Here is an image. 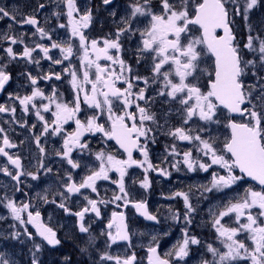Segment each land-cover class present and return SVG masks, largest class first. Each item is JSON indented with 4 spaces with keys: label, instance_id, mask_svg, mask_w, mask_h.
<instances>
[{
    "label": "snow or ice",
    "instance_id": "snow-or-ice-1",
    "mask_svg": "<svg viewBox=\"0 0 264 264\" xmlns=\"http://www.w3.org/2000/svg\"><path fill=\"white\" fill-rule=\"evenodd\" d=\"M62 2L66 11L53 12L57 18L66 16L67 22L60 23L58 27L67 30L68 39L61 41L52 40L49 33L39 26L35 16L18 20L17 13L10 12L6 6H0V17L9 19L12 24L31 25L41 38L52 40L50 45L36 43L35 47H28L25 34L10 35L4 32L0 34V41L9 42L4 52L10 61L25 60L29 64L39 65L40 60L33 56L39 50L43 54L42 58L50 61L52 65L69 62L62 68V72L50 69L42 76L25 73L31 92L23 96L9 93V99L18 101L22 112H33L39 122V125L32 124L29 130L40 127L39 133H33V136L41 157L47 155L42 138L60 137L62 140L55 155L65 161L69 168L65 169L63 176L57 174L63 190L54 195H59L60 202L57 204L56 200L49 201L47 194H38V198L44 203L57 204L65 213L77 217L79 232L87 236L86 246L80 248L82 253L94 246L96 239L90 231V224L85 222V217L93 213L100 218L101 204L113 203L119 208L121 205L117 202L123 201L124 207L131 204L147 220H157L156 216L148 212L145 202L130 198L124 178L132 166L144 168L145 176L140 184L147 190L150 187L147 175L149 170L157 171L163 176L169 175L166 169L150 162L148 153L149 134L154 131L149 123L156 124L158 128L167 124V121L165 125L157 123V114L150 110L149 101L167 97L165 103L179 105L177 112L181 117L180 126L169 128L164 133L173 141L170 147L166 146L167 155L182 156V161L177 160L170 167L179 170V164L183 163L189 172L197 168L208 172L216 166L221 171H212L209 184L201 186L204 192L231 189L244 177L258 182L262 189L257 191L246 188L243 194L222 202L218 211L210 210L211 227L220 246L207 244L206 252L211 258L202 257L200 264H264V76L259 75L264 71V35H261L264 26L254 30L250 23V13L258 5V0H159L158 9L153 8L151 0H130L128 12L120 21L124 26L117 27L114 37L110 34L102 39H89L85 34V29L90 27L93 20L90 8L81 12L76 0ZM102 2L109 5L112 0ZM44 7V4L39 5L40 9ZM112 15L115 16V12ZM237 16L243 19L248 32L242 45L234 34L233 25ZM141 17L148 20L147 25L142 29L134 28L135 23L141 22ZM191 26H198L199 35L193 34ZM218 29L222 30V35L217 32ZM253 31L256 32L255 35L252 34ZM135 32L140 37L136 49V63L139 65L142 61L150 60L151 76L134 73L132 65L120 55L123 50L121 37ZM18 44L24 45L21 52H16L11 46ZM52 49L59 50V57L51 54ZM205 56L213 60L211 68L201 67ZM249 56L251 58H247ZM73 57L78 58L79 68L73 64ZM7 68L8 64H0V91L4 90L12 78ZM249 73L256 83H246L244 78ZM65 75L70 77L68 82L74 93L70 102H65L55 87L48 95L38 86L40 80L50 81L54 78L59 81ZM205 75L207 80L202 82ZM140 82H143L144 87L136 91ZM150 84L159 85L153 97L146 96ZM37 100L41 103L37 104ZM139 101H144L145 104L142 106ZM82 105L92 110V114L84 119L78 115L82 111ZM221 109L238 115L240 119L236 120L231 115L227 118L225 127L229 134L223 141L210 134L205 138L203 134L208 132L207 126L220 123L218 112ZM15 112V107L0 103V113L14 115ZM45 113H50V117L45 116ZM102 118L103 123L100 122ZM197 120L202 122L197 128L189 126ZM69 121L75 124L72 131L65 128ZM0 134H3L0 137V156L7 160V164L0 167V172L16 182L15 191L22 190L19 185L23 176L37 180L40 171L45 174L52 173L53 169L46 167L42 159L36 172L27 171L22 157L8 151L17 145L2 127ZM86 134H99L102 142L115 141L127 159H118L111 151L103 148L94 152ZM176 141L187 142L192 147L180 152ZM151 142H156L154 136L151 137ZM134 150L140 152L143 160L133 158ZM77 152L93 155L98 162V167L89 168L88 174L82 176L79 182L73 177V171L82 167L81 161L76 158ZM193 152L199 155L194 157ZM12 169L15 170L14 173ZM110 172L118 173L119 178L111 180ZM101 180H111L117 186L118 191L113 192L111 200L83 195L82 190L87 189L99 196L97 181ZM74 195H83L86 204L80 211L73 213L65 201ZM175 197L183 198V219L186 224H191V214L195 209L189 195L176 192L172 198ZM0 204L18 222L12 227L22 229L23 235L32 242L31 264H40L38 254L43 250L42 243L35 240L36 236L52 247L61 243L56 230L41 220L40 211L29 210L33 207L31 202L17 204L4 195L0 197ZM23 214H26V219ZM225 218H228L227 221ZM172 219L178 221L180 215L175 213ZM28 225L35 228V233L29 231ZM106 228L107 231H102L101 234L106 236L108 248L121 241H130L131 234L123 212L113 211ZM182 233V241H178L163 256L158 254L157 247L150 244L147 248L148 264H187L185 258L189 257L190 245H199L201 241L190 236L187 228H183ZM20 236V231L11 233L12 239H19ZM152 242L158 243L156 236L152 237ZM106 261L112 264H137V256L134 252L131 255L114 256L104 251L97 264H104ZM0 264L14 262L0 252Z\"/></svg>",
    "mask_w": 264,
    "mask_h": 264
},
{
    "label": "flooded vegetation",
    "instance_id": "flooded-vegetation-1",
    "mask_svg": "<svg viewBox=\"0 0 264 264\" xmlns=\"http://www.w3.org/2000/svg\"><path fill=\"white\" fill-rule=\"evenodd\" d=\"M77 2L86 1L88 3L87 9L92 10L93 20L90 24L88 29H85V34L89 39H102L108 35H112L114 37L117 27H123L124 25L120 23L121 18L124 17L128 11L125 10H116V11H108V5H104L102 0H76ZM114 0H112L113 2ZM112 2L110 4H112ZM154 9L158 8L159 0H151ZM122 3H130L127 0H122ZM40 4H44L45 7L43 9L39 8ZM109 4V5H110ZM0 6H6L7 9L12 13H17V19H21L22 17L27 16H35V18L39 22V26L43 27L49 35L52 37V40L61 41L66 40V36L68 34L66 29L59 28L58 25L60 23H66V16L61 15L59 18L53 15V12H65L61 3H57L56 0H0ZM230 7V6H229ZM115 12V16L112 13ZM141 22L135 23L133 26L134 28L142 29L147 25L148 20L141 17L139 18ZM12 22L7 18L0 17V34L4 32H8L10 35H20L25 34L24 39L25 43L28 47H35L36 43L50 45L52 40L47 38H41L36 30L31 25H23L21 26L19 23L12 24V27L9 28V25ZM193 29H198L197 26H191ZM234 34L236 35L237 40L239 41V33L237 31L236 25H233ZM220 35L222 32L220 30L217 31ZM122 42V52L120 55L122 58L129 64L132 65L133 72L138 73L141 76H151V62L150 60L142 61L141 64L137 65L136 63V49L137 45L140 43L139 33H128L125 36L121 37ZM78 45V41H77ZM9 46V42L7 41H0V64H8L7 71L11 74V80L8 84L5 85L4 90L0 91V103L5 104L8 107H15L16 112L13 115L12 113H0V127L5 129V133L10 137V139L17 145L16 148L8 149L10 153L18 154L22 157V163L27 171L36 172L37 168L39 167V162L42 159L43 163L46 167L50 164L51 159H53L52 154L48 147H60L62 140L60 137H47L42 138V143L46 147L47 155L41 157L39 150L36 147L33 133L38 134L40 131V127L38 126L36 129L29 130L31 125L36 123L39 125V122L36 120L35 115L33 112H29L25 114L21 111V107L18 101L10 100L9 93L12 94H19L21 96L25 94H29L31 92V85L28 82L26 75L27 72H30L33 76H42L49 72L51 69L54 72H62V68L68 65V61L64 62V65H52L50 61L45 60L42 58L43 54L37 50L33 53V56L36 59L40 60V64H29L25 60H13L7 57V54L4 52V48ZM16 52H21L23 50L24 45H11ZM114 52V50H113ZM51 54L54 57H59V50L52 49ZM73 64L79 68V60L76 57L72 58ZM101 63H107L105 61H101ZM213 66V60H212ZM117 70H119L118 66ZM70 77L63 76L61 80H55L54 78L50 81L40 80L38 82V86L45 91L46 94L50 95L52 92L53 87H55L59 93L62 94V98L65 102H70L73 100V90L69 84ZM140 87H144L143 82H140L135 89L139 91ZM159 85L150 84L148 87V91H156ZM148 96V95H146ZM162 98L167 97H158L154 104L148 105L152 112L157 114V123L159 125H165V121L167 124L164 127L158 128L156 124L149 123V126L154 129L152 133L149 134V142H148V151H150V155H152L151 159H153L154 150H158V144L151 142V137L154 136V132L158 130L168 129L170 125L172 126L176 121L174 119V112H169V103H165ZM37 104L41 103V101L37 100ZM43 103H47V101H43ZM139 103L143 106L145 104L144 101H139ZM174 103H172V106ZM133 111L135 108L133 107ZM225 111V110H224ZM227 112V111H226ZM167 113V115H165ZM92 110L88 109L86 105H82V111L78 115L81 119H84L86 116L91 115ZM45 116L50 117V113H45ZM230 115H228L229 117ZM234 119H238V117H232ZM26 122V123H25ZM101 123L104 122L102 118ZM25 123L24 127H21V124ZM177 123V122H176ZM227 124V121H226ZM178 125V123H177ZM67 131H72L75 128V124L72 121H69L67 125H65ZM229 132V131H228ZM3 134H0L2 137ZM87 141L91 144L93 151H99L103 148L105 151H111L114 155L117 156L118 159H127L126 154L123 153V150L119 149L118 146L115 144V141H106L102 142V138L99 134L93 136L92 134H86ZM23 141V143H21ZM141 142L143 143V138H141ZM0 146H2V139H0ZM54 148V149H55ZM159 152V151H158ZM55 155V154H54ZM49 157V158H48ZM140 157V152L133 151V158L138 159ZM48 158V159H47ZM80 159L82 162H86L89 164H94L95 158L93 155H89L87 153L81 154ZM97 162V161H95ZM98 163V162H97ZM7 164V160L5 157L0 156V167ZM83 166H86L84 164ZM11 169L12 166L8 165ZM52 167V166H51ZM13 173L15 172L14 169ZM212 171H221L216 166H213L208 172H205L202 175V178L209 184ZM77 172V170H75ZM155 174V178H164L163 175H160L157 171H153ZM238 173V171L236 170ZM52 173L57 178V174L59 176H63L61 173L55 172L54 170ZM115 174L112 177H115ZM239 174V173H238ZM46 174L43 171L38 173V176L41 177ZM174 178L181 180L178 182V188L182 186H189L188 183H181L183 176H177L169 178L170 182L176 186V182H172ZM75 179V178H74ZM21 183L19 187L22 189L21 191H15L16 182L11 179V177L4 175L0 172V196L4 193H9V190L12 189L14 193L24 194L27 193L28 196L31 193V190L23 184L24 181L32 180L29 176H23L20 178ZM76 180V179H75ZM169 180L167 183H170ZM38 188H43L42 184H37ZM53 189L55 190V184L53 185ZM238 189V185H233L231 189H225L223 192H204L202 187L194 189L190 194V202L193 205L195 211L191 214L192 223L186 224L183 219V214L185 212L184 204L180 207H171L170 210L163 209L162 207H152L149 206L148 200H144L143 202L146 203L150 214L157 217V220L146 222L141 217H139L134 207L129 204L127 207L123 206V203H119L121 207L117 208L116 204L108 203V204H101V217L97 218L95 214L89 213L85 217V222L90 224V231L93 235L99 234V228L102 229L104 227V232L107 231L106 225L111 218V214L113 211L123 212L125 214L126 224L128 227V231L130 232V241L125 242L121 241L117 244H113L110 248L107 247V238L105 235L102 237H96L94 246L90 247L87 252L82 253L80 251L81 247L86 246L87 236L86 234H82L76 227V223L78 221L77 217L74 215H70L65 213L62 208H59L57 204L60 202V199H56V197L52 196V199H48L49 201L56 200L57 204L52 203L49 207H56L58 212L62 213L61 216L68 218L73 223L74 230L71 233H75L71 238H64L62 236L63 232L60 230L55 229L57 232V238L61 241V243L55 247L47 245L46 242H42L41 238L36 236L35 240L37 242L42 243V251L38 254L40 264H97L99 260L100 254L104 251H108L110 253L111 248H118L115 255H131L133 252L137 256V264H148V252L147 248L150 245L147 244H139L137 246L134 245V235L130 229V223L135 222L141 228H148L150 227L151 233L161 231L163 235L159 237V234L155 236L158 239V243L151 242V246L157 247V252L161 256H163L166 252H168L173 245L177 244L178 241H182L183 233L182 229L187 228L188 234L190 236L197 237L201 243L199 245H190V254L189 257H186L185 260L187 264H200V260L202 257L211 258L209 254L206 252V245L213 244V246H220L219 242L216 238V233L211 227V220L212 216L210 212L207 211V201L211 202L215 198H218L222 201V199L226 198L227 194H231L236 192ZM153 190L156 194L159 191L158 185L154 182L153 183ZM41 190L38 192H34L35 194L41 193ZM111 192H108L110 194ZM220 194V196L217 195ZM22 194V195H23ZM77 196V195H74ZM165 197V196H163ZM97 199V198H94ZM105 200H109L107 198H103ZM166 199V198H164ZM133 201H141L140 199H135ZM31 202L32 208L30 211L39 210L41 213V220L48 226H51L46 220V212L45 207L48 203H44L43 205H37L35 202H32L29 199H26L22 203ZM172 202V201H171ZM50 203V202H49ZM173 203V202H172ZM86 203L80 204L76 207H72L67 203L66 206L71 210V212H78L80 211ZM2 207V204H0ZM41 207V208H37ZM124 207V209H122ZM1 209V215L6 213L5 209ZM219 208L216 210L218 211ZM57 212V213H58ZM129 213H134L136 216L135 221L129 218ZM178 213L180 215V219L173 220L172 215ZM26 219V214H23ZM228 218H225L227 221ZM16 222V221H15ZM17 223V222H16ZM15 224L14 220L9 217H5V219H0V252H3L10 260L14 262V264H31V252L30 249L32 248V242L27 240L23 241L22 234L23 231L18 230V228H13L12 225ZM18 224V223H17ZM29 231L35 233V230L28 225L27 226ZM52 227V226H51ZM14 231H20L21 236L19 239H12L11 233ZM167 235V237L165 236ZM166 238V239H165ZM162 239V240H161ZM111 254V253H110ZM65 257L68 259L65 260ZM104 264H112V262H104ZM184 264V262H181Z\"/></svg>",
    "mask_w": 264,
    "mask_h": 264
},
{
    "label": "rangeland",
    "instance_id": "rangeland-1",
    "mask_svg": "<svg viewBox=\"0 0 264 264\" xmlns=\"http://www.w3.org/2000/svg\"><path fill=\"white\" fill-rule=\"evenodd\" d=\"M56 1H57V3H61L63 8H64L62 0H56ZM87 1H89V0H87ZM127 1L130 2V0H127ZM76 3H77V6L81 12L86 11V8L88 5V3L86 1H80V2L76 1ZM128 4L129 3H122V0H114L112 2V4L108 5L107 10L108 11H116V10L128 11ZM152 6H155V5H152ZM229 6L231 7V5H229ZM158 8H159V5H158ZM64 10L66 11L65 8H64ZM250 23L253 25L254 30L261 28V26H264V0H258V5L251 11ZM235 25H236L237 31L239 33V42L242 45L245 42L246 37L248 35L247 29L245 27V23L241 17L237 16V17H235ZM193 34L199 35L198 29H196V30L193 29ZM252 34L255 35L256 32L253 31ZM261 35H264V32H261ZM66 39H68V34L66 36ZM247 58H251V57L249 56ZM203 60H204V63H202V65H201L202 68L207 69V68L212 67V59L211 58L205 56L203 58ZM259 75L264 76V71H261L259 73ZM244 79H245L247 84L256 83V80H255V78H253L251 76V73H249V75L246 76ZM206 80H207V76L205 75L202 78V82H206ZM146 95H148V97H153V96H155V91H148L147 90ZM156 99L154 101H149L148 105L154 104ZM162 100L165 101L166 98H162ZM169 104H170V106H169L170 108L168 111L174 112V119L178 123V125L175 122L172 126L170 125L169 127H167L168 129L181 125V117H180V114L177 112L179 105L174 104L172 106L171 102H169ZM228 115H229V113H227L226 110L224 111L223 109H221L218 112L220 123L207 126L208 132L203 134L205 136V138H207L208 135L210 134L211 136L218 137L221 141H223L224 137L229 134L227 128L225 127ZM239 119L240 118H238L237 120H239ZM201 123L202 122H199L197 120L195 123H190L189 126L192 127L193 129H195ZM168 129L158 130V131H155L153 133L154 137H155L156 144H158V147H157L158 150L153 151L154 155H155L153 157V159H151L152 155H150V151H148V153H149L150 162L155 166L166 169L167 172L169 173V175L164 176V178L156 179L154 172L152 170H149L147 175H148V178L150 181V187L147 190L142 188L141 184H140V182L143 181L144 176H145L144 168L132 166L131 168H129L127 170V174L124 178L126 188L129 192L130 198L132 200H135V199H140L141 201L148 200L149 206L162 207L163 209H166V210H170L171 207H180V206H183V204H184L182 197L172 198L174 193L184 192V193H187L189 195V198H190V194L194 189L199 188V187H201L207 183V180L205 181L202 178V175L205 172L199 170L198 168L195 171L189 172L187 170V168L183 165V163L179 164V170L170 167L171 163H175L177 160L182 161V156L170 157L167 155V152L165 150L166 146L170 147L171 144L173 143L171 137L164 134ZM193 134H195V133H193ZM175 143L177 144L178 150L180 152L186 151L192 147V145L188 144L187 142L176 141ZM54 148L55 147H51V146L48 147L49 151L53 152L55 154V150L58 149L59 147H57L55 149ZM54 154H52L53 159H51L50 162L48 163V164H50V166L48 165V167L52 166L51 168L55 172H58V173H61L62 175H64L65 169L69 168V166L66 164L65 161H62L59 157H57ZM193 155H194V157H196L199 154L193 152ZM80 156H81V154L77 152L76 158L81 161L82 167L80 169H77V172L73 171V177L76 179L77 182H79V180L81 179L82 176L88 174L89 168H91L93 166L98 167V163L95 161H94L95 165L89 164L86 162H82V160L80 159ZM137 160H143V156H141V154H140V157ZM84 164H86L87 167H84L83 166ZM114 174H115L114 172L109 173L111 180H117L119 178L118 173H116L115 177H112V175H114ZM179 175L183 176L181 183H188L189 186L188 185L187 186L181 185V187L178 188V182H180L181 180H178L177 178H174L172 180V182L177 183L176 186L170 182L169 178L177 177ZM111 180H109V181H103V180L97 181L99 196H97L96 193H92L90 190H87V189L82 190V193H83V195H90L92 198H97V199L107 198V199L111 200L113 192L118 191L117 186L115 184H113L111 182ZM168 180L170 183H167ZM154 182L158 185V188H159V191L156 194L154 193V190H153V183ZM23 184H25V186L31 190V193L28 196L24 195L23 193H22L23 195L18 194L17 192L14 193L12 191V189L9 190V193H4L2 196L7 195L9 198L13 199L17 204H21L26 199H29L32 202H35L37 205H43V201L38 198V194L39 195L47 194L48 199H52V196H54L58 200V199H60L59 195H54V193H57L58 191L63 190L60 187L58 179L55 178V175L53 173L46 174V176L43 175V176L39 177L37 180L24 181ZM37 184H42L43 188L42 189L38 188ZM54 184H55V190L53 189ZM237 185H238V189L236 190V192H233L231 194L230 193L227 194L225 196L226 198L222 199V201L219 200L218 198H215L211 202L207 201V205H206L207 211L210 212V210H217L219 208V205L222 202L227 201L228 199L235 197L238 194H243V192L246 188H253L254 190H257V191L262 190L260 187H257L254 184L248 183L244 179L241 181H238ZM46 189H47V193H45ZM38 190H41L42 192L35 194L34 192H38ZM108 192H111V193L108 194ZM218 193H217V195L220 196V194H218ZM83 195L72 196L70 199H68L66 201H67V203H69L70 206L76 207L80 204L86 203V201L83 198ZM2 196H0V197H2ZM163 196H165V197H163ZM164 198H166V199H164ZM66 201H65V203H66ZM117 203L122 204L123 201H119ZM50 205H52L51 202L48 203L47 206L45 207L46 219H47L46 221L48 223H51L49 225H51L52 227H54L57 230L62 231L63 232L62 236L64 238H71L74 235H76L75 233H71V231L74 230L73 223L68 218L61 216L62 213L61 212L59 213L58 209L56 207H53V206L49 207ZM0 208L6 210V213L4 215H1V209H0V217H6L7 216V217L11 218V215L9 214V212L6 208H4L3 206ZM37 208H41V207H37ZM135 217L136 216L134 215V213H129V218L132 219L133 221H135V219H136ZM14 223L17 224L18 222L16 223L14 221ZM130 229L134 235V242H135L134 245L135 246H137L139 244H143V243L150 245L149 243L151 242L153 236H155L156 234H159V237H161L163 235V232H161V231H158L157 233L156 232L151 233L150 227L141 228L135 222L130 223ZM18 230H19V228H18ZM20 230L23 231L22 229H20ZM104 230H105L104 227H102V229L99 228V230H98V231H100L99 234H97V235L92 234V235L96 236V237H102L103 235L101 233H102V231L104 232ZM165 236L167 237V235H165ZM21 240L27 241L28 239L26 236H24L22 234ZM117 249L118 248H116V249L111 248L110 253L115 256Z\"/></svg>",
    "mask_w": 264,
    "mask_h": 264
},
{
    "label": "water",
    "instance_id": "water-1",
    "mask_svg": "<svg viewBox=\"0 0 264 264\" xmlns=\"http://www.w3.org/2000/svg\"><path fill=\"white\" fill-rule=\"evenodd\" d=\"M198 27V26H197ZM218 30H220L221 32H222V30L221 29H218ZM217 30V31H218ZM222 34H223V32H222ZM221 34V35H222ZM229 115H231V117H239L238 115H236V114H229ZM238 171V170H237ZM239 172V171H238ZM244 179L246 180V181H248V182H251V183H253V184H255L256 186H258V187H260L261 188V186L258 184V182H256V181H254V180H252L251 178H249V177H244ZM147 206V205H146ZM122 209H124V207H122ZM134 210H135V212H136V214L139 216V217H141L144 221H146V222H151L152 220H147L144 216H142V215H140L137 211H136V209L134 208ZM147 210H148V207H147ZM148 212H149V210H148ZM150 213V212H149ZM125 223H126V219H125ZM31 227H32V225H30ZM76 227H77V229L79 230V228H78V221H77V223H76ZM33 228V227H32ZM34 230H35V228H33Z\"/></svg>",
    "mask_w": 264,
    "mask_h": 264
}]
</instances>
